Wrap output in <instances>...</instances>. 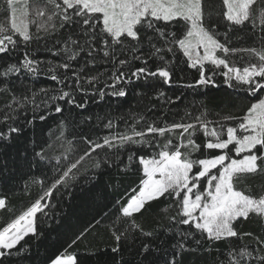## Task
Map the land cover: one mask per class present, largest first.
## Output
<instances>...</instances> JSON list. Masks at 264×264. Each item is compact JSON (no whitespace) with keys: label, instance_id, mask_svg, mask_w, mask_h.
<instances>
[{"label":"snow or ice","instance_id":"6c2138e0","mask_svg":"<svg viewBox=\"0 0 264 264\" xmlns=\"http://www.w3.org/2000/svg\"><path fill=\"white\" fill-rule=\"evenodd\" d=\"M221 85L248 101L242 115L184 103L188 90ZM130 93L136 111L91 108L121 110ZM137 173L126 197L97 192L105 176L118 191ZM256 177L264 0H0V186L39 187L19 212L0 196V264H184L212 253L206 264H264V184L247 183ZM77 188L95 206L68 245L85 243L83 257L47 256L45 229Z\"/></svg>","mask_w":264,"mask_h":264},{"label":"trees","instance_id":"16d2710c","mask_svg":"<svg viewBox=\"0 0 264 264\" xmlns=\"http://www.w3.org/2000/svg\"><path fill=\"white\" fill-rule=\"evenodd\" d=\"M41 56H47L46 53H41ZM51 59L50 56H48ZM103 71V66L100 69ZM188 79L192 80L195 78V74L188 70L186 73ZM218 80H222V77H218ZM39 85L55 87V83L48 80L46 77H40L38 81ZM203 101L204 107L211 113L210 118L215 117V113L219 112L221 115L232 113L234 115H242L243 110L246 108L248 101L245 99L238 98L235 94L232 93L230 89H227L225 86L221 85L219 88H213L209 86L204 92L193 93L191 90L187 91V99L184 101L185 104L189 102H195L197 105ZM112 103V108L109 109L106 104H101L100 107L92 105L91 108L94 112L99 113L101 116L104 113H110L114 116H119L121 112H128L131 108L132 111H136L135 104L136 100L133 95L130 93L127 98V102L122 105L121 110H117L116 103L114 101H109ZM236 105H239L240 108L233 111ZM190 110L191 105H190ZM151 115V114H149ZM120 127H123L122 122H118ZM107 131V130H104ZM111 177L105 176L103 181L100 184V187L97 189V192H102L105 196V202H110L111 200L127 196L130 187H134L138 182L139 174H130V178L122 182L118 191H112L111 189H105L104 184H107L111 181ZM249 185L258 186L264 184V177H256L250 179L247 182ZM259 191L258 188L255 189ZM39 192V187L30 186V194L26 195L23 190L22 181L17 178L15 182H11L0 186V196H6L10 203L15 206L17 212L22 208L26 207L32 200H34ZM92 193L83 192L80 188L74 190V199L70 202H64L62 204L63 212L59 213V218L61 223L53 224L51 228H46V238L44 239L42 245V252H46L47 256L53 257L60 254L65 249L68 252H76L81 257H83L85 250V243L78 242L76 245H73L71 248H68V245L71 244L72 239L75 238V235L84 228L88 221L91 220L92 216L95 215V206L92 205ZM164 207L159 203H155L154 207L151 210L152 215H163L160 212V209ZM53 211H56L53 209ZM3 219L6 221L9 219L7 213L4 214ZM247 230L257 231L255 224L246 225ZM94 236H89L88 241H93ZM95 242L107 243L106 237L101 241L100 238H97ZM223 249V245L220 246ZM216 253H212L211 256L208 254H186L187 259L184 261V264H206V262L212 259ZM223 258V257H221ZM106 259V258H102ZM91 264H96V261L93 259Z\"/></svg>","mask_w":264,"mask_h":264}]
</instances>
